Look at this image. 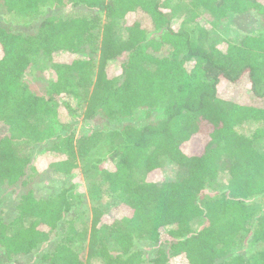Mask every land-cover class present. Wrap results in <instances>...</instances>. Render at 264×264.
<instances>
[{
  "label": "trees",
  "instance_id": "1",
  "mask_svg": "<svg viewBox=\"0 0 264 264\" xmlns=\"http://www.w3.org/2000/svg\"><path fill=\"white\" fill-rule=\"evenodd\" d=\"M248 13L264 26V0H0V187L38 151L67 185L0 211V264H264V34L212 35Z\"/></svg>",
  "mask_w": 264,
  "mask_h": 264
},
{
  "label": "rangeland",
  "instance_id": "2",
  "mask_svg": "<svg viewBox=\"0 0 264 264\" xmlns=\"http://www.w3.org/2000/svg\"><path fill=\"white\" fill-rule=\"evenodd\" d=\"M74 14V13H70ZM75 14H77L75 12ZM264 34V26L260 24L259 19L253 15L252 13L244 14L241 16L236 15H228L227 19L218 24L217 27L213 28L212 35L219 40V42H229L230 44H236L240 41L243 36H255ZM96 58V57H95ZM36 61L31 64L30 69L25 73L24 77L29 86L32 87L33 91L37 94H42L48 84V66L43 60L35 59ZM95 72L97 67V58L95 59ZM253 127H241L240 132H248L251 133L255 128ZM260 148L264 149V144L259 145ZM257 145V147H259ZM39 150V149H38ZM41 151H38L34 155H32V163L31 166L34 170L28 173L26 180V185H18L14 187L2 186L0 187V211L2 217H7L13 211L15 206V202L17 198L21 195L27 194L31 192L33 196L37 199H46L50 197L52 194H55L60 189L66 187L64 183L66 182L63 177L57 174H51L44 170L45 163L44 158L40 156ZM162 176V180H171L172 173L170 171L164 172ZM81 177V182L79 187L76 189V193L82 195V199L79 197L78 200L80 205L78 206L79 211L76 212V218L80 213H83L82 220L85 221V214L87 219V224H90L91 218V208L92 205L90 203L87 188L85 182ZM221 184H224V180H220ZM208 196H213L216 192H205ZM106 203L109 201L108 198L104 200ZM102 202V204L104 203ZM105 204V203H104ZM75 221L78 222L81 220L77 219ZM196 225V224H195ZM257 246H253L249 243V240L245 242V246L243 249L236 248L234 253L240 254H248L253 251ZM45 249L40 252H36L29 257L20 258L14 262H10L8 264H34L37 260V257L40 253H42Z\"/></svg>",
  "mask_w": 264,
  "mask_h": 264
}]
</instances>
